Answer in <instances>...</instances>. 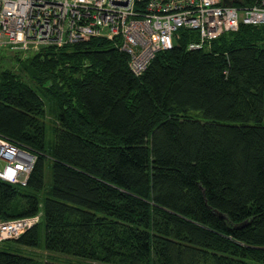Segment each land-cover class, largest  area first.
I'll use <instances>...</instances> for the list:
<instances>
[{"label": "trees", "instance_id": "trees-1", "mask_svg": "<svg viewBox=\"0 0 264 264\" xmlns=\"http://www.w3.org/2000/svg\"><path fill=\"white\" fill-rule=\"evenodd\" d=\"M178 34L140 77L106 38L6 49L0 134L37 161L27 186L0 181V220L42 215L0 264H264V24L202 50Z\"/></svg>", "mask_w": 264, "mask_h": 264}, {"label": "built area", "instance_id": "built-area-1", "mask_svg": "<svg viewBox=\"0 0 264 264\" xmlns=\"http://www.w3.org/2000/svg\"><path fill=\"white\" fill-rule=\"evenodd\" d=\"M253 7L223 6L222 0H0V49L36 51L106 38L128 55L140 77L156 56L173 48L178 31H194L190 50H202L241 24H264V0ZM37 156L0 134V181L27 186ZM33 217L0 220V247L37 225Z\"/></svg>", "mask_w": 264, "mask_h": 264}, {"label": "rangeland", "instance_id": "rangeland-1", "mask_svg": "<svg viewBox=\"0 0 264 264\" xmlns=\"http://www.w3.org/2000/svg\"><path fill=\"white\" fill-rule=\"evenodd\" d=\"M42 47H39V49ZM37 51V50H36ZM36 51H23L21 52L22 58L28 57V54L34 53ZM2 57V58H1ZM12 53L7 51L6 49H0V64H2L3 68L6 67H12L13 70H17L18 64L16 61L12 59ZM46 145L47 149L52 148L54 142H55V134H54V129L56 127V120L51 116L47 115L46 119ZM51 180V170L47 166L46 170V182H49ZM11 242L6 243V245H10ZM31 252L40 257L41 259L44 260H49V255L44 252L43 250H31ZM62 259H66V257H62ZM68 259V258H67ZM79 264H99V263H94V262H89V261H77Z\"/></svg>", "mask_w": 264, "mask_h": 264}]
</instances>
